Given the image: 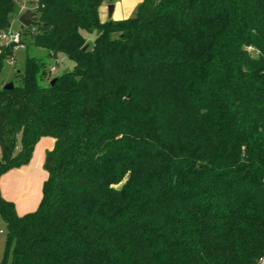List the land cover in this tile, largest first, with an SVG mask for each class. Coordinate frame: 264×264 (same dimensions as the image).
Wrapping results in <instances>:
<instances>
[{
	"label": "trees",
	"instance_id": "16d2710c",
	"mask_svg": "<svg viewBox=\"0 0 264 264\" xmlns=\"http://www.w3.org/2000/svg\"><path fill=\"white\" fill-rule=\"evenodd\" d=\"M102 3L37 0L24 25L26 47L72 66L42 84L49 67L27 54L19 83L0 87V176L55 139L35 210L17 214L0 192V264H254L264 0H141L100 22ZM15 13L0 0L1 27Z\"/></svg>",
	"mask_w": 264,
	"mask_h": 264
},
{
	"label": "crops",
	"instance_id": "0c3cea01",
	"mask_svg": "<svg viewBox=\"0 0 264 264\" xmlns=\"http://www.w3.org/2000/svg\"><path fill=\"white\" fill-rule=\"evenodd\" d=\"M141 2V0H139ZM122 0H103L98 9L100 22L108 19H121L123 14ZM113 5L111 17H108V5ZM122 15V16H121ZM124 15V16H123ZM55 139L50 136H42L34 145L31 158L28 163L13 168L0 176V192L4 199L14 203L17 214L23 215L37 208L42 197V184L47 178V172L43 167L47 150L54 146ZM4 234L5 230L0 228ZM1 246V241H0Z\"/></svg>",
	"mask_w": 264,
	"mask_h": 264
},
{
	"label": "rangeland",
	"instance_id": "374dc122",
	"mask_svg": "<svg viewBox=\"0 0 264 264\" xmlns=\"http://www.w3.org/2000/svg\"><path fill=\"white\" fill-rule=\"evenodd\" d=\"M140 3L139 0H122L121 4H122V9H120V11H123V14L126 13V17H123L121 19H113L112 20H123L129 17H133L136 13V9L138 4ZM122 16V15H121ZM124 16V15H123ZM11 22H12V27L14 29L20 30L22 31V35H23V39L28 41H30V34H28V31L25 30V26L20 24L18 22V18L17 20L13 21V16L11 18ZM94 38V33L88 34L87 35V41L88 44H91L92 40ZM0 56L2 54V51L4 50V48L0 49ZM13 51V50H12ZM35 55L37 57H42L45 61L47 66L50 68L52 65L55 66V71L53 72H49V74L45 77L42 78L41 83L42 84H47L49 78H52L54 76H57L59 74H61L64 71H67L71 68L72 64L70 62H67L65 59L61 60H53V59H47L46 55V51L40 48H36L32 45L29 44L28 47H25L24 49H17L15 51H13V55L16 58L15 63H10V61L6 60L7 58L4 59V63L1 66L0 65V87H2L4 84H6L7 82H13V84H18L19 83V78L16 76V72L22 71L24 68V62H25V57L26 55ZM51 80V79H50ZM0 156H1V152H0ZM0 228L5 230V225L3 220L0 217ZM5 233L4 234H0V241H1V246H0V261L2 259L3 256V251H4V247H5Z\"/></svg>",
	"mask_w": 264,
	"mask_h": 264
},
{
	"label": "built area",
	"instance_id": "2783aa9c",
	"mask_svg": "<svg viewBox=\"0 0 264 264\" xmlns=\"http://www.w3.org/2000/svg\"><path fill=\"white\" fill-rule=\"evenodd\" d=\"M15 7H16V13L13 16V21L17 20V18L25 12L26 10H34V8L37 7V0H13ZM19 22V21H18ZM8 46L12 47V50L15 51L17 49H24L26 47V43L23 39L22 31L14 29L12 27V22L5 26L1 27L0 26V49L1 48H6ZM247 49L249 51H254L252 46H248ZM1 51V50H0ZM10 61V63H15L16 58L14 57L13 54L8 56L6 59ZM55 66L52 65L49 68V72L55 71ZM264 182V179H263ZM0 232L2 230L0 229ZM254 264H264V254L261 255Z\"/></svg>",
	"mask_w": 264,
	"mask_h": 264
},
{
	"label": "water",
	"instance_id": "95a60500",
	"mask_svg": "<svg viewBox=\"0 0 264 264\" xmlns=\"http://www.w3.org/2000/svg\"><path fill=\"white\" fill-rule=\"evenodd\" d=\"M113 11V5L109 4L108 5V17H111ZM18 21L20 24L22 25H30L32 24L33 20H32V11L31 10H26L25 12H23L22 14H20V16L18 17ZM87 48V44L83 46L82 50H85ZM57 79V77H54L50 80V84H53L55 82V80ZM14 84L13 82H7L6 84L3 85L4 89H11L13 88Z\"/></svg>",
	"mask_w": 264,
	"mask_h": 264
}]
</instances>
